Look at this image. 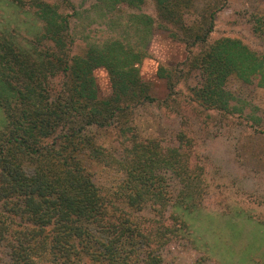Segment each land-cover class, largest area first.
Segmentation results:
<instances>
[{
    "label": "trees",
    "instance_id": "obj_1",
    "mask_svg": "<svg viewBox=\"0 0 264 264\" xmlns=\"http://www.w3.org/2000/svg\"><path fill=\"white\" fill-rule=\"evenodd\" d=\"M7 1L42 25H32L30 38L11 25L15 20L0 19V264H165L167 248L193 235L189 219L204 174L193 168L187 132L179 145L166 146L145 135L139 119L137 126L140 109L161 102L140 69L153 29L169 30L188 50L182 67L161 69L164 105L197 72L193 103L253 126L262 124L258 107L227 86L236 77L264 88V54L240 38L211 40L228 0L203 8L200 0H152L157 18L141 12L148 0H95L111 33L88 39L80 53L73 52V15L60 4ZM189 14L195 18L187 21ZM255 32L264 33V17ZM100 68L108 73V95L99 89ZM93 130H116L120 150ZM85 157L116 174L115 182L96 183Z\"/></svg>",
    "mask_w": 264,
    "mask_h": 264
},
{
    "label": "rangeland",
    "instance_id": "obj_2",
    "mask_svg": "<svg viewBox=\"0 0 264 264\" xmlns=\"http://www.w3.org/2000/svg\"><path fill=\"white\" fill-rule=\"evenodd\" d=\"M27 1V0H24ZM62 6L71 17V32L75 38L74 53L84 50L88 39L102 40L111 33L110 27L94 10L95 0H49ZM208 0H200L203 8ZM7 0H0V19H13L12 26L32 38V25L37 31L42 23L32 14H24L12 7ZM126 13H138L122 5ZM141 12L157 18L152 0ZM264 17V0H228L216 18L211 40L221 37L242 39L253 49L264 54V33L255 32L257 19ZM195 18L188 15L187 21ZM29 23L23 24V21ZM29 25V26H28ZM30 26L32 28H30ZM149 55L140 65L142 78L150 85L151 93L161 102L144 106L137 116L145 135L159 137L162 143L179 145V134L187 132L192 139L191 161L193 168H201L204 184L195 201L189 219L193 235L176 241L165 254V264H194L204 258L205 264H264V88L257 81L246 83L236 77L228 82V89L238 98L258 107L261 125L253 126L252 120L238 114L228 115L218 111L200 109L191 100V88L201 78L193 72L188 80L178 86V93L167 106L162 103L168 95L167 78L161 69L182 67L188 56L186 46L175 39L170 31L155 25L148 46ZM102 95L111 93L108 73L96 70ZM250 109H247L249 112ZM5 122L0 108V130ZM102 142L119 149L117 131L93 130ZM86 165L94 173L96 183L112 185L116 174L98 166L85 157Z\"/></svg>",
    "mask_w": 264,
    "mask_h": 264
}]
</instances>
